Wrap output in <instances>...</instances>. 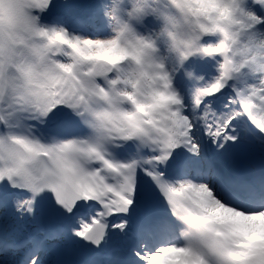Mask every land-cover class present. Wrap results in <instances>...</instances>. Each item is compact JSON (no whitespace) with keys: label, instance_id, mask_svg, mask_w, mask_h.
I'll list each match as a JSON object with an SVG mask.
<instances>
[{"label":"snow or ice","instance_id":"snow-or-ice-1","mask_svg":"<svg viewBox=\"0 0 264 264\" xmlns=\"http://www.w3.org/2000/svg\"><path fill=\"white\" fill-rule=\"evenodd\" d=\"M0 264H264V0H0Z\"/></svg>","mask_w":264,"mask_h":264}]
</instances>
